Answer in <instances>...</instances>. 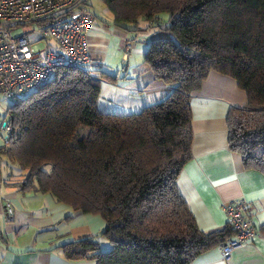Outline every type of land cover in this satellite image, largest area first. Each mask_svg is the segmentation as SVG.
Returning <instances> with one entry per match:
<instances>
[{
  "label": "trees",
  "instance_id": "trees-1",
  "mask_svg": "<svg viewBox=\"0 0 264 264\" xmlns=\"http://www.w3.org/2000/svg\"><path fill=\"white\" fill-rule=\"evenodd\" d=\"M100 1L116 25L144 21L168 35L149 43L143 62L172 90L138 113L105 114L96 107L100 84H115V75L57 67L12 98L3 118L17 132L6 143L0 136V156L26 173L20 192L49 194L105 222L108 250L87 239L66 247L67 259L193 264L233 230L200 231L176 187L192 158L190 96L210 72L236 82L245 104L227 113V147L244 170L264 175V0ZM82 127L87 134L77 139Z\"/></svg>",
  "mask_w": 264,
  "mask_h": 264
},
{
  "label": "crops",
  "instance_id": "crops-1",
  "mask_svg": "<svg viewBox=\"0 0 264 264\" xmlns=\"http://www.w3.org/2000/svg\"><path fill=\"white\" fill-rule=\"evenodd\" d=\"M87 9L93 16L85 30L89 68L117 77L115 84L101 82L97 110L134 114L166 98L172 87L151 77L143 55L151 41L168 35L147 28L144 22L118 26L104 4ZM125 40L132 41L127 55L122 48ZM244 104V92L236 82L216 72H210L190 96L192 158L180 172L177 190L200 231L223 230L227 222L222 206L235 199L248 202L257 230L255 239L232 251L228 259L218 245L198 255L193 264H264V175L244 170L240 156L227 147V113L231 107ZM5 113L0 99V115L4 117ZM25 177L16 163L0 156V264H95L89 259L69 260L64 249L94 238L100 249L108 250L110 243L100 236L105 228L101 217L73 211L46 193L20 192L17 186ZM5 200L14 208L10 219L4 218Z\"/></svg>",
  "mask_w": 264,
  "mask_h": 264
},
{
  "label": "built area",
  "instance_id": "built-area-1",
  "mask_svg": "<svg viewBox=\"0 0 264 264\" xmlns=\"http://www.w3.org/2000/svg\"><path fill=\"white\" fill-rule=\"evenodd\" d=\"M86 0H0V97L32 91L52 78L55 68L88 71L90 57L85 30L93 20ZM53 40V45L44 41ZM131 40L122 44L130 51ZM43 43L35 49L34 44ZM16 129L11 120H0V136L5 143ZM227 225L234 237L220 245L224 258L236 248L250 244L256 236L249 207L243 199L225 204ZM4 218L10 219L13 205L3 202Z\"/></svg>",
  "mask_w": 264,
  "mask_h": 264
},
{
  "label": "rangeland",
  "instance_id": "rangeland-1",
  "mask_svg": "<svg viewBox=\"0 0 264 264\" xmlns=\"http://www.w3.org/2000/svg\"><path fill=\"white\" fill-rule=\"evenodd\" d=\"M85 3H86V5H88L87 6V8H91L92 7V9L93 10H95L96 9V7H102L103 6V3L100 1V0H86L85 1ZM162 17L163 18H165V15H162ZM144 21H141V22H139V24L140 23H143ZM145 23V22H144ZM142 28L143 27H145V26H141ZM161 32H163V31H161ZM141 34H143V33H141ZM46 44H50V45H53L55 42L53 41V40H48V41H44ZM130 43H132V42H130ZM34 47H35V49H40V48H42L43 47V43H37V44H34ZM131 49H132V45H131V48H130V51H131ZM129 51V52H130ZM128 52V53H129ZM127 53V54H128ZM126 54V55H127ZM88 71H94V70H92V68L90 69L89 68V70ZM29 92V91H28ZM0 99H1V101L3 102V107L5 108V109H7V107L12 103V99H6V98H3V97H0ZM3 117V115H0V118H2ZM1 120V119H0ZM87 131H88V129L87 128H85V127H82V128H80L78 131H77V134H76V138L77 139H79V138H81V137H83V136H85L86 134H87ZM44 169L46 170V171H49L50 170V166L49 165H45L44 166ZM20 179H22V177L21 178H19V180ZM25 179H26V177H25ZM25 179L24 180H21V182H25ZM20 182V183H21ZM235 200H237V199H235ZM244 200V199H243ZM5 201H7V202H9V203H11L9 200H5ZM233 201V200H232ZM245 201V200H244ZM231 202V201H230ZM245 203L247 204V206L250 208V205L248 204V202L247 201H245ZM12 204V203H11ZM225 204H228V202H226V203H224L223 204V206L225 205ZM222 210H223V207H222ZM249 211H252V208H250L249 209ZM223 213H224V215H225V217L227 216V214H226V212L225 211H223ZM13 214H14V208H13ZM12 214V215H13ZM12 215H11V217H12ZM10 217V218H11ZM252 221V220H251ZM226 222H227V218H226ZM253 225H254V223H253ZM256 234H257V232H256ZM233 237H234V232H233V236L231 237V239H233ZM256 237V236H255ZM231 239H228V240H231ZM255 239V238H254ZM228 240H226V241H228ZM226 241H224V242H226ZM223 242V243H224ZM222 244V243H221ZM220 244V245H221ZM220 245H219V248H220ZM245 246V245H244ZM236 249V248H235ZM234 249V250H235ZM221 250V249H220ZM233 250V251H234ZM224 259H226V258H224ZM228 259V258H227Z\"/></svg>",
  "mask_w": 264,
  "mask_h": 264
}]
</instances>
